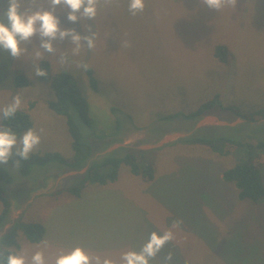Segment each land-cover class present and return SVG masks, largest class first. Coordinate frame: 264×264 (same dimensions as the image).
Masks as SVG:
<instances>
[{"label":"rangeland","instance_id":"rangeland-1","mask_svg":"<svg viewBox=\"0 0 264 264\" xmlns=\"http://www.w3.org/2000/svg\"><path fill=\"white\" fill-rule=\"evenodd\" d=\"M128 3L102 5L94 20L75 24L57 9L62 27L95 33V48L81 46L78 55H71L70 39L59 42L56 55L29 46L30 52L15 59L0 50V107L21 93L20 110L28 111L32 128L42 136L32 154L74 156L67 117L50 107L56 99L51 79L35 73L45 62L50 76L66 73L68 84L85 98L92 133L84 136V144L93 151L86 167L64 175L70 168L59 161L37 164L27 175L15 159L3 164L10 179L0 180V187L12 207L0 236L17 221L20 248L43 250L50 261L61 249L77 245L118 260L122 251L138 250L152 231H167L182 220L179 228H171L175 239L152 264H162L168 252L173 254L170 264H264V198L241 201L237 186L223 179L225 170L246 159L245 153L220 155L206 145L179 140L192 134L226 135L256 143L264 139V119L249 122L220 107L197 121L167 119L195 111L216 96L220 105L246 113L264 107V0H238L236 8L220 12L200 0H146L145 10L135 16ZM30 6L31 0H25ZM36 6L47 8V0H37ZM7 7V0H0V13ZM221 46L224 51L217 56ZM38 51L40 60L34 59ZM64 52L68 56L61 63ZM82 63L87 70L78 66ZM20 74L27 86L14 84ZM117 119L120 129L109 135ZM0 126L7 127L3 121ZM171 134L175 137L168 143L154 147ZM130 151L140 155L141 175L123 163L115 181L86 182L79 195L66 191L83 180L91 162ZM149 166L153 178L147 180ZM34 222L45 226L40 242H31L23 231Z\"/></svg>","mask_w":264,"mask_h":264},{"label":"clouds","instance_id":"clouds-1","mask_svg":"<svg viewBox=\"0 0 264 264\" xmlns=\"http://www.w3.org/2000/svg\"><path fill=\"white\" fill-rule=\"evenodd\" d=\"M7 2V9L0 13V50L19 59L30 52L29 46H33L32 51L38 48L45 54L56 55L59 42L69 39L74 46L71 55H78L81 46L94 49L95 33L89 30L81 34L75 28L62 27L57 9H63L61 12H66L67 20L75 24L77 21L94 20L102 5L110 6L118 0H47V8L37 7V0H31L30 7H25V0ZM200 3L210 10L220 12L226 7L236 8L238 0H200ZM145 7L146 0H129L128 10L133 16L142 13ZM67 56L68 53L64 52L58 58L63 63ZM42 58L41 52H36L34 59ZM78 66L85 70L88 68L83 63ZM35 73L37 77L47 75L39 67H36ZM21 105L22 95L18 91L10 103L0 107V121L13 118ZM41 140L40 132L34 128L18 135L11 127L0 126V164L7 165L13 159L19 164L20 160L29 159ZM182 223V220H175L171 228H179ZM171 228L161 232L152 231L138 250L133 248L122 251L118 260L77 245L68 250L61 249L50 261L43 250L30 251L28 247L11 250L0 244V264H152L164 247L175 239ZM43 243L47 245L46 241ZM172 259L173 254L168 252L162 264H170Z\"/></svg>","mask_w":264,"mask_h":264},{"label":"trees","instance_id":"trees-1","mask_svg":"<svg viewBox=\"0 0 264 264\" xmlns=\"http://www.w3.org/2000/svg\"><path fill=\"white\" fill-rule=\"evenodd\" d=\"M216 50L217 56L220 55L219 52L224 51L222 46ZM42 69L47 73V75L43 78L47 80L51 79L52 88L56 96V99L50 103L51 109L67 117L71 136L73 138L72 146L74 150V156L65 159L58 152L47 153L43 156L32 154L29 159L20 161V171L24 175H27L31 172L35 165H44L55 161L67 163V166L70 169L82 170L84 167H86L88 161L92 157L93 151L90 147L84 144L85 135L80 133L76 125L73 123L71 116L72 110L76 109L89 123L88 116L85 113V98L76 89L68 84L66 73L50 76L48 73L49 64L47 62L42 63ZM88 73H90L91 88L96 91L98 89L96 79L92 76L91 70H88ZM14 84L18 87H23L27 86L29 81L25 75L20 74L14 78ZM216 107H220L223 110H229L238 117L249 122H257L264 119V107H261L256 112L246 113L234 106L220 105L218 96L203 103L195 111L182 114L177 113L175 115L168 116L167 119L170 117L181 116L183 119L197 121ZM3 123L5 126L11 127L15 132H23L33 127L32 117L27 110H19L13 118L3 120ZM262 127L264 128V126ZM114 128V131L109 135L115 134L117 131H119L120 119H117ZM179 140L192 144L206 145L213 152L220 155H231L237 151H243L245 153L246 159L225 170L223 173V179L227 182L234 183L237 186L239 189L238 196L241 201L257 203L264 198V184L261 170V157L264 156L261 154V152L264 151V139L259 140L256 143H250L245 141L242 142L226 135H221L213 139H207L203 137H194V134H192L190 136L180 138ZM118 141L121 140H113L114 143ZM134 152L130 151L122 156L107 155L99 160L91 162L90 166L85 172L86 175L83 180L77 186L70 187L66 191L74 193L75 195H79L81 187L86 182L93 181L106 184L108 182L115 181L118 178L119 169L123 163L129 164L131 168L130 170L133 174L141 175V169H139L140 167L138 165V159L140 155L137 154L136 151ZM144 176V179L147 180L153 178L151 166H149V172ZM9 179V174L6 168L0 167V180L9 181ZM0 200L3 204L2 211L0 212V231H2L9 223L12 203L4 194L1 187ZM19 228L20 227L17 224V221L14 222L13 225L0 236V244H2L6 249L19 250L20 243L17 239V232ZM23 229L26 237L31 242H40L45 235V226L42 222L27 224Z\"/></svg>","mask_w":264,"mask_h":264},{"label":"water","instance_id":"water-1","mask_svg":"<svg viewBox=\"0 0 264 264\" xmlns=\"http://www.w3.org/2000/svg\"><path fill=\"white\" fill-rule=\"evenodd\" d=\"M71 118H72L73 123L76 125V127L78 128L81 134L88 136L92 133V128L90 124L82 117L81 113L78 110L76 109L72 110ZM174 137L175 135H172V134L168 135L163 139V141L160 144H157L154 147L163 146L164 144L168 143ZM2 165L3 164H0V167Z\"/></svg>","mask_w":264,"mask_h":264},{"label":"crops","instance_id":"crops-1","mask_svg":"<svg viewBox=\"0 0 264 264\" xmlns=\"http://www.w3.org/2000/svg\"><path fill=\"white\" fill-rule=\"evenodd\" d=\"M70 171L73 172V169H70L68 172L63 173V175L66 174V173H69ZM74 171H76V170H74ZM19 211L21 213V210H19Z\"/></svg>","mask_w":264,"mask_h":264},{"label":"flooded vegetation","instance_id":"flooded-vegetation-1","mask_svg":"<svg viewBox=\"0 0 264 264\" xmlns=\"http://www.w3.org/2000/svg\"><path fill=\"white\" fill-rule=\"evenodd\" d=\"M2 167V166H1Z\"/></svg>","mask_w":264,"mask_h":264}]
</instances>
